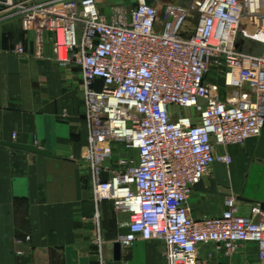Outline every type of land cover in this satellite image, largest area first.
<instances>
[{
    "label": "built area",
    "instance_id": "2783aa9c",
    "mask_svg": "<svg viewBox=\"0 0 264 264\" xmlns=\"http://www.w3.org/2000/svg\"><path fill=\"white\" fill-rule=\"evenodd\" d=\"M0 11L22 14L41 42L44 32L51 36L61 62L81 69L90 128L84 161L96 199L128 216L122 247L160 240L168 264H199L203 244L230 255L255 243L253 264H264V210L244 217L227 196L222 215L195 219L189 206L214 163H231L217 150L244 146L264 130V41L244 32L264 34V0H195L163 10L136 0L130 11L115 8L111 21L95 0H0ZM114 144L134 149L136 161L121 158L110 169Z\"/></svg>",
    "mask_w": 264,
    "mask_h": 264
},
{
    "label": "crops",
    "instance_id": "0c3cea01",
    "mask_svg": "<svg viewBox=\"0 0 264 264\" xmlns=\"http://www.w3.org/2000/svg\"><path fill=\"white\" fill-rule=\"evenodd\" d=\"M49 1V0H41ZM179 0H176L178 2ZM111 21L115 7L104 8ZM190 0L183 2L188 5ZM255 53L261 44H248ZM90 128L81 69L61 62L51 36L42 42L23 15L0 11V142L36 146L54 157L0 145V264H116L114 245L128 232V216L112 201L95 197L90 167L84 161ZM228 153L230 188L226 196L194 190L189 206L195 219L217 217L225 199L238 201L239 214L256 218L264 204V130L244 146L218 149ZM121 158L137 159L126 144H114L110 169ZM215 177V170L204 181ZM239 199H244L240 201ZM255 243H242L232 254L215 243L199 247V264H253ZM121 264H168L160 240H139L122 247Z\"/></svg>",
    "mask_w": 264,
    "mask_h": 264
},
{
    "label": "water",
    "instance_id": "95a60500",
    "mask_svg": "<svg viewBox=\"0 0 264 264\" xmlns=\"http://www.w3.org/2000/svg\"><path fill=\"white\" fill-rule=\"evenodd\" d=\"M246 36L253 38L257 41L263 42L264 41V34L261 33L258 30H249L244 31ZM104 86V83L102 80L96 81V87L99 91L102 90ZM205 101H200V104H205ZM0 145L12 148L14 150H21L28 153H34L45 157H54V155L50 151L41 150L36 146H29V145H22L17 143H9V142H0ZM214 170H215V177L209 180V187L206 186L205 181H201L197 185L194 186V190L214 194V195H220V196H226V194L219 192V187H224L226 189L230 188V179H229V173H228V165L225 162L216 161L214 163ZM109 175L107 173H103L101 176L102 182H106L109 179ZM237 200V199H236ZM240 201H244V199H239ZM238 201V200H237ZM258 211L264 210V204H261L260 206L256 205ZM121 255H122V246L120 243H116L114 245V259L116 261V264H121Z\"/></svg>",
    "mask_w": 264,
    "mask_h": 264
},
{
    "label": "rangeland",
    "instance_id": "374dc122",
    "mask_svg": "<svg viewBox=\"0 0 264 264\" xmlns=\"http://www.w3.org/2000/svg\"><path fill=\"white\" fill-rule=\"evenodd\" d=\"M16 2H20L21 0H15ZM41 1V0H38ZM150 4L156 5L159 7L160 10H163L164 6L166 4H175V5H180V6H186L183 5V2H186V0H179L176 2V0H148ZM188 1V0H187ZM195 0H190L189 4L186 6H190ZM103 3H105L104 8L107 10L109 7H115V8H123L125 10H132L135 5H136V0H102ZM195 22L193 18L189 20L188 26L192 29H194ZM249 50V48H247ZM184 113H188V110H183ZM194 113V111H193Z\"/></svg>",
    "mask_w": 264,
    "mask_h": 264
}]
</instances>
